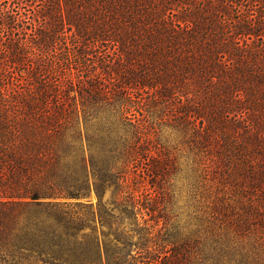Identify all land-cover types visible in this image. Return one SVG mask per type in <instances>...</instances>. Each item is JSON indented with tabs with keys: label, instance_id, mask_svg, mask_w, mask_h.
<instances>
[{
	"label": "trees",
	"instance_id": "obj_1",
	"mask_svg": "<svg viewBox=\"0 0 264 264\" xmlns=\"http://www.w3.org/2000/svg\"><path fill=\"white\" fill-rule=\"evenodd\" d=\"M0 264H264V0H0Z\"/></svg>",
	"mask_w": 264,
	"mask_h": 264
},
{
	"label": "rangeland",
	"instance_id": "obj_2",
	"mask_svg": "<svg viewBox=\"0 0 264 264\" xmlns=\"http://www.w3.org/2000/svg\"><path fill=\"white\" fill-rule=\"evenodd\" d=\"M134 109V107L132 108ZM185 137L171 127L163 128L161 142L170 146V157L177 158L173 163L178 164L179 168L173 166V173L170 177H166L165 181L160 182L161 186L171 189L177 200V210L185 215L189 211L188 200L192 193L191 183L187 177V143L184 142ZM142 166H144L142 164ZM158 182V183H159ZM135 187L139 188L140 194L152 192L155 189V182L150 177L143 179L142 177L133 180ZM158 188V187H157ZM160 190V189H159ZM111 197V192H107L106 198ZM93 201L96 202V196L93 195Z\"/></svg>",
	"mask_w": 264,
	"mask_h": 264
}]
</instances>
